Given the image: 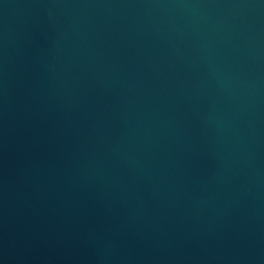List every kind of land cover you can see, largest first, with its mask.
I'll use <instances>...</instances> for the list:
<instances>
[{"label":"water","instance_id":"obj_1","mask_svg":"<svg viewBox=\"0 0 264 264\" xmlns=\"http://www.w3.org/2000/svg\"><path fill=\"white\" fill-rule=\"evenodd\" d=\"M0 264H264V0H0Z\"/></svg>","mask_w":264,"mask_h":264}]
</instances>
